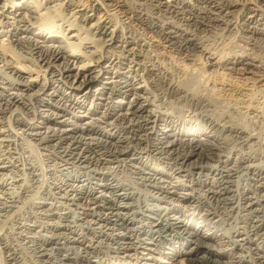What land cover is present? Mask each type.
I'll list each match as a JSON object with an SVG mask.
<instances>
[{"label": "bare ground", "instance_id": "6f19581e", "mask_svg": "<svg viewBox=\"0 0 264 264\" xmlns=\"http://www.w3.org/2000/svg\"><path fill=\"white\" fill-rule=\"evenodd\" d=\"M79 2L0 0V176L11 163L18 187L36 179L18 139L59 174L33 205L59 221H39L31 254L0 222V255L8 264H264L258 125L236 106L217 113L207 89L182 84L131 27L182 59L263 78L253 53L221 59L205 42L232 32L264 43V0ZM4 198L2 209L18 202Z\"/></svg>", "mask_w": 264, "mask_h": 264}, {"label": "rangeland", "instance_id": "374dc122", "mask_svg": "<svg viewBox=\"0 0 264 264\" xmlns=\"http://www.w3.org/2000/svg\"><path fill=\"white\" fill-rule=\"evenodd\" d=\"M77 1H80L82 3V5L84 2H85L84 4H86V0H77ZM102 14H103V11L96 12V16H98V17L101 16ZM103 16L104 15H102V18H103ZM88 24L89 23H87L85 25H88ZM131 27L133 29H135V31H137L139 35L141 34L142 38H144V39L146 38L145 41L148 40L147 43L150 44V47H148L145 50L147 53H149L150 55H154V57L157 58L163 64L166 63V64H164L166 67H168V65H169V68H171L173 70V73H175L177 75V79L179 81H182V79H183V81L185 79L188 81V82L182 81L181 82L182 84L186 82V84H188L191 88L195 89L197 87L196 89L203 90V92L207 89L206 91L208 94H206V95H208V98L212 102H216L218 105L216 107L217 108L216 112L217 111H219V112H217V113H222L224 111L223 114L224 113L228 114V110H227L228 105H230V106L232 105L231 106L232 108H234L236 106L235 107L236 113L234 112L235 113L234 115L238 118L240 117L239 119H241L244 122L246 119H243V117L240 116L239 114L244 112V111H246V113H249V116L251 117L250 119L252 121H254V122L251 121L250 125L253 124L255 127H257V125H258V127L256 129L257 131H259L258 132V136H259L258 137V140H259L258 145L260 144L261 149L260 148L259 149L263 150V148L261 146L264 145V143H263L264 142V130H263L264 129V77L263 78H258V77L256 78L254 76V73L243 72L240 70L229 71V70H221L218 68L216 70V68H212V67L208 68V67H205L202 65L203 61H201L202 59H200L199 57H197V58L193 57V59L190 58L189 60L183 58L184 59L183 60L182 56H179L175 51H172V49H170L165 43H163L155 35H153V33H150V31H148V29H144V26L133 25ZM217 34H219V33H217ZM227 34H228V36H227ZM209 38H208L207 42H205V44H207L209 46V47H207V49H209V51H212L214 54L216 52L215 55L221 59H223L224 58L223 56H226L227 53L229 54V53H233L235 51L239 52L241 50L242 51L247 50L245 52L253 53V55L254 56L256 55L255 57L258 58L259 60H264V50H263L264 49V43L262 42L263 43L262 44L261 41L255 42L253 44V46H254L253 47V46L245 44L244 41H242V40L240 41L238 36L232 32L231 33L222 32L219 35H216V34L211 35V36H209ZM211 40L213 41V43ZM187 72H189V73H187ZM178 77H180V79ZM260 93L263 94V97H262V94L260 95ZM185 108L186 107L182 106L181 104H177L175 106V108H173V109H175L173 111L177 112V113H182ZM248 108H250V109H248ZM261 112H262V114H261ZM256 114H258V115L255 116ZM259 114H261V116H259ZM248 122H249V120H248ZM198 123L199 122L198 121L196 122V120H195V122H193V124L199 125ZM246 123H247V121H246ZM247 124H249V123H247ZM18 141L16 140L17 152L20 153L19 155L22 154L21 157L24 156L23 159L25 161H28L27 163H29L33 167V170H34L33 172L36 175L34 177V179L35 178L36 179L30 180V182L33 184H31L29 182V185H28V182H27L28 186L25 185L23 187L21 185L18 187V185H15V181H13V179L14 180L19 179L18 173L11 172L10 170H13V166L10 165L11 163H7L9 169L7 168L6 170H3L2 173L5 172V174H7L5 176L11 175L12 178L11 177H5V176H3L4 178H2V176H0V194H1L0 197H2V198L5 197L4 199H7L8 196H10L11 194H15L17 196V200L19 203L17 202V204L14 207H9V208L3 207V209L1 208L3 205L0 204V217H1L0 222L4 225V227L6 226L5 229H9V230L12 229L13 231L19 232V234H14V235H15L16 240L18 242L21 241L20 243L23 244V245L22 244L21 245L24 248L22 246L20 247L21 252H25V251L27 252L28 251L27 253L31 254L32 242L27 241V239L32 238L31 236L35 235L34 232H36V230L40 229V227L38 226L39 221H40L39 225L40 224L41 225L47 224V226H50L49 225L50 223H54L56 221H59L56 216H53V218H52V216L48 217V218L47 217L44 218L43 216H41L43 211L39 210V208L33 207V205L37 204V202L44 201L42 199V196H40L39 192H37L40 189V187L42 185L45 186V184L48 185L51 181H56L59 178V174L55 171V169H53L54 166L50 162V160L47 159L46 156L39 154V152H40L39 149H35L36 147H34V145L32 143L28 144L27 142H25V141L22 142L19 139H18ZM29 145H31L33 148ZM15 156H17V155H15ZM11 173L13 175L15 174L14 175L15 178H13L14 176ZM16 177H17V179H16ZM3 181H5V182H3ZM18 183L20 184L21 182H18ZM18 183H16V184H18ZM38 186H39V188H37ZM11 187H13V188H11ZM28 189H29V191H28ZM5 192H7L8 195ZM101 193H106V192L102 191ZM45 201H47V200L45 199ZM29 203H30V205H29ZM30 208L32 210H34L33 212L36 215L33 214L32 210ZM40 208H42V207H40ZM1 213L3 215H1ZM29 213L30 214L32 213V214L30 215ZM32 215H35L38 218L33 219V217H31ZM17 220H19V221H17ZM16 223H18V225H17L18 227L20 226V224H23V227L24 226L30 227L31 231L30 230L28 231V230L24 229L23 227H21L22 229H16V227H17ZM33 224H35V226L31 227L30 225H33ZM195 225H197L196 221H194V223H193V226H195ZM33 227H34V229H33ZM228 230L229 229H226V231H228ZM20 231H21V233H20ZM206 242H208V241H206ZM208 243L215 244L213 240H209ZM25 244H27V247ZM29 247H31V248H29ZM0 254H2V253H0ZM0 256L1 257L3 256L2 258L0 257V259H1L0 264H8V262H6V260L4 258L5 257L4 254L0 255ZM231 260L233 261V259H231ZM233 262H235V261H233ZM233 264H236V262Z\"/></svg>", "mask_w": 264, "mask_h": 264}]
</instances>
